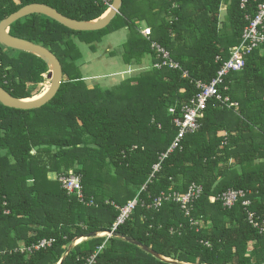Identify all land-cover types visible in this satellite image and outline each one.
<instances>
[{"label": "trees", "instance_id": "1", "mask_svg": "<svg viewBox=\"0 0 264 264\" xmlns=\"http://www.w3.org/2000/svg\"><path fill=\"white\" fill-rule=\"evenodd\" d=\"M242 1L123 0L111 23L94 31L73 30L37 13L11 25L12 35L56 54L64 80L40 108L0 102V264H85L104 242L93 264H264V232L248 218L252 212L264 225V45L219 86L239 105L211 99L198 131L160 160L178 135L175 119L198 92L196 81L217 75L241 42L246 16L264 2L247 0L242 7ZM31 3L81 21L96 20L110 7L103 0H0V21ZM141 22L149 26V38ZM123 27L129 31L124 62L140 64L149 56L150 66L117 84L90 87L78 65V40L96 51L103 37ZM153 42L179 67L155 66L162 60ZM48 70L38 55L1 45L0 86L14 97L38 95ZM71 173L81 177L84 201L61 180ZM193 183L203 193L190 215L173 198L149 207L160 193L185 194ZM230 190L245 192L244 199L232 207L211 201ZM137 196L142 205L116 235L100 236L119 215L107 201L123 206ZM87 234L92 236L74 244ZM44 238L55 241L28 252Z\"/></svg>", "mask_w": 264, "mask_h": 264}, {"label": "built area", "instance_id": "2", "mask_svg": "<svg viewBox=\"0 0 264 264\" xmlns=\"http://www.w3.org/2000/svg\"><path fill=\"white\" fill-rule=\"evenodd\" d=\"M103 1L107 4L109 3L111 6L110 0ZM246 2L247 0L242 1V7H245ZM246 19L248 23L244 28L241 42L238 45L232 47L230 58L223 62L221 68L217 71V75L210 82H204L202 80L196 81L198 92L188 103L183 106L181 110L182 116L175 119L174 122L179 130L178 135L169 149L166 152L162 153L160 157L161 161L166 158L172 151H174L175 148L178 147L179 143L186 135L198 131V129L200 128V120L204 117L205 110L207 109V106L211 99H218L224 105H228L229 107H236L239 105L238 102L232 101L229 96H223L219 90V86L224 84L226 77L230 73L242 71L246 65L247 56L250 55L256 48L264 45V2H261L259 4L258 10L254 16L248 14L246 16ZM145 30L146 29H141V33L149 38V31L145 32ZM152 49L157 52V57L162 60V62H157L155 66H157L158 68L166 65L175 68L179 67L178 62L174 61L171 58L170 52L160 44H158L157 42H153ZM217 60H221V57L218 56ZM187 75V73L184 74L185 77ZM225 89H227V87H225ZM171 111H173V109H171ZM159 169L160 163L155 164L150 176L153 178L155 173L158 172ZM61 180L63 181L64 186L69 190V193L78 195L80 200L84 201V193L82 191L80 176H76L74 175V173H71L70 176H63ZM202 193V187L196 183H193L190 186L188 192L185 194H172L165 192L160 193V195H158L154 199L149 207L159 208L160 206H162V203L165 200L173 198L174 201L180 202L182 209L185 211V214L190 215L193 208V203L202 195ZM244 197L245 192L230 190L220 196H211L210 199L212 202H215L217 199H221L225 206L232 207L240 198L244 199ZM107 202L115 206V208L119 211V215L114 222L111 231H106L100 233L99 235L111 238L116 229L120 225L124 224L131 217L136 207L138 205H142V203L139 196L128 200V202L123 206L117 204L114 201ZM243 204L250 205L251 200L245 199ZM248 218L250 220V223H252L256 227H260L264 232V225H259L258 221H256L255 219L254 213L250 212ZM54 241L55 240L53 238H44L36 244L28 247L27 250L29 253H33L34 251L51 246ZM105 244L106 242L99 246L97 251L86 260L85 264H93L98 253H100L104 249Z\"/></svg>", "mask_w": 264, "mask_h": 264}, {"label": "water", "instance_id": "3", "mask_svg": "<svg viewBox=\"0 0 264 264\" xmlns=\"http://www.w3.org/2000/svg\"><path fill=\"white\" fill-rule=\"evenodd\" d=\"M123 4V0H113L109 9L98 19L92 21H81L77 19L70 18L62 13H60L54 7L45 3H31L23 6L18 11L10 14L6 18L0 21V44L6 48L13 49L16 51H25L38 55L43 58L48 64L49 70L47 73V78L50 80V88L42 96L36 99L25 98L20 99L14 97L10 92L0 86V102L8 107H13L17 109H36L44 106L50 100H52L57 92L59 91L63 80H64V70L60 59L53 53L49 48L23 39L16 37L10 33V27L17 20L26 17L31 14H44L54 20L60 22L61 24L79 31H94L100 30L107 27L114 17L120 12ZM113 235H116L114 232ZM91 234L84 235V237L89 238ZM128 240H132L128 238ZM136 244L140 245L145 251L152 253L153 255L163 258L156 251L150 247L140 243L139 241H134Z\"/></svg>", "mask_w": 264, "mask_h": 264}, {"label": "rangeland", "instance_id": "4", "mask_svg": "<svg viewBox=\"0 0 264 264\" xmlns=\"http://www.w3.org/2000/svg\"><path fill=\"white\" fill-rule=\"evenodd\" d=\"M224 14H225V10H223L222 12V18L224 17ZM142 26L145 27V28H142V29H146L145 32L149 31L148 25H146L145 23H142ZM120 33L121 32L118 31V32H115L113 35L110 34L106 36L105 38L103 37L104 39L101 41V43L98 44L99 46L98 49L100 50L99 53L105 55L106 52L108 51V48H111L109 46V43L110 45H112L111 44L112 42L113 46L115 47L114 49H116V51L118 52L121 51L120 58L123 59V52L121 50L122 43H118V38L114 36ZM79 47L82 53V57L78 59V65L80 66V69H81L80 72L83 75L84 79L87 78L88 80H90L89 81L90 85H93V84L95 85L96 82H100L102 85L111 86L113 84H117L118 82L126 79L130 75L140 73L142 70L147 69L150 65V62L147 63L146 61V63H144L145 67L143 66L144 68L142 66L141 67L137 66L136 67L137 69H135V71L133 72L130 71L129 74L128 73L126 74V71H124V69H127V67L123 65L124 61H122L121 63H119V65H121L122 67L119 68V66L118 67L114 66L115 68L113 69H115V71L112 72V69L111 68L108 69L106 66L102 65L103 63H97L96 61H94L91 64H89L88 62H85L89 58L91 48H89V46L86 43H79ZM107 62H109V60H107ZM44 78H45V81L41 84V89H40L41 94L43 93L42 91L46 88V85L50 84V80L47 78V73L44 74Z\"/></svg>", "mask_w": 264, "mask_h": 264}, {"label": "crops", "instance_id": "5", "mask_svg": "<svg viewBox=\"0 0 264 264\" xmlns=\"http://www.w3.org/2000/svg\"><path fill=\"white\" fill-rule=\"evenodd\" d=\"M142 28H145L144 26H142V23H141V25H140V29H142ZM121 32L120 34H116V35H114V36H116L117 38H118V43H122L121 44V50H122V52L124 51V44H125V42L127 41V38H128V34H129V31H128V27H123V28H121V29H118V30H116V31H113L112 33H109L108 35H110V34H114L115 32ZM108 35H106V36H108ZM105 36V37H106ZM104 37V38H105ZM103 38V39H104ZM79 43H85V42H80L79 40H78V45H79ZM99 43H101V42H99ZM98 43V44H99ZM87 45H88V43H86ZM98 44H97V50L96 51H90V54H89V58L85 61V62H88L89 64H91L92 62H94V61H96L97 63H103L102 65H104V66H106L108 69L109 68H111L112 69V72L113 71H115V69H113V68H115L116 66L118 67L119 66V68L120 67H122L121 65H119V63H121L122 61H124L122 58H120V53H121V51H116V49H114L115 47L113 46V43L111 42V44L112 45H110V43H109V46L111 47V48H108V51L106 52V54L105 55H103V54H100L99 53V46H98ZM89 46V45H88ZM112 47H113V49H112ZM80 48V47H79ZM89 48H90V46H89ZM107 60H109V62H107ZM106 61V62H105ZM146 61H147V63L148 62H150V57L149 56H146L145 58H143V60H142V63H132V64H125L124 62H123V65L125 66V67H127V69H124V71H126V74L128 73H130V71L131 72H133V71H135V69H137L136 67L137 66H139V67H143L144 66V63H146ZM110 63V64H109ZM112 63V64H111ZM115 66V67H114ZM150 66V65H149ZM145 67V66H144ZM143 67V68H144ZM142 68V69H143ZM48 73V72H47ZM46 74V73H45ZM131 76V75H130ZM85 81L87 82V84L90 86V87H92L93 85H90L89 84V81L90 80H88L87 78H85ZM123 81V80H122ZM99 84L100 82H96V84ZM119 83V82H118ZM101 84V83H100ZM102 85V84H101ZM57 176H58V174H51L50 175V178H53V179H56L57 178ZM251 200V199H250ZM252 202V201H251ZM100 236H102V235H100ZM79 239V240H78ZM87 238L86 237H84V236H81V237H79V238H77L76 240H75V242H74V244L76 245V244H78V243H81L82 241H84V240H86ZM58 264H61V262L60 263H58Z\"/></svg>", "mask_w": 264, "mask_h": 264}, {"label": "bare ground", "instance_id": "6", "mask_svg": "<svg viewBox=\"0 0 264 264\" xmlns=\"http://www.w3.org/2000/svg\"><path fill=\"white\" fill-rule=\"evenodd\" d=\"M49 88H50V85H46V88L42 91V92H43L42 94L40 93V94H38V95L32 97L31 99L39 98V97L42 96L45 92H47V90H49ZM78 240H79V239H78Z\"/></svg>", "mask_w": 264, "mask_h": 264}]
</instances>
